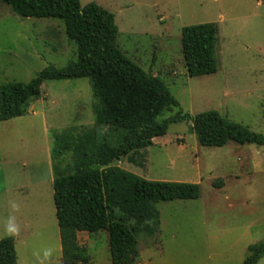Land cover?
Here are the masks:
<instances>
[{"label":"rangeland","instance_id":"374dc122","mask_svg":"<svg viewBox=\"0 0 264 264\" xmlns=\"http://www.w3.org/2000/svg\"><path fill=\"white\" fill-rule=\"evenodd\" d=\"M114 15L116 46L144 72L157 76L195 116L216 111L264 136V0H79ZM217 26L216 73L189 77L181 30ZM75 45L56 19L21 18L0 1V84L28 83L47 68L75 60ZM97 101L87 78L47 80L26 114L0 121V238L14 239L17 264H60L55 218L54 167L73 168V152L52 158L54 135L74 142L94 132L118 146L123 132L95 124ZM115 168L148 181L197 184L194 200L158 202V231L137 237L133 264H243L248 247L264 244V147L229 142L198 143L191 122L169 125L166 134ZM15 205V207H13ZM9 218L16 227L9 233ZM88 264H111L106 231L78 233ZM257 264H264V254Z\"/></svg>","mask_w":264,"mask_h":264},{"label":"trees","instance_id":"16d2710c","mask_svg":"<svg viewBox=\"0 0 264 264\" xmlns=\"http://www.w3.org/2000/svg\"><path fill=\"white\" fill-rule=\"evenodd\" d=\"M21 18L56 19L63 23L75 49V60L62 69L47 68L28 83L0 84V121L26 114L30 100L39 97L47 80L87 78L97 101L95 124L123 132L118 146L98 142L94 132L74 142L65 134L54 135L52 158L73 152L70 171L54 167L52 190L61 247L60 264H88L87 250L78 233L106 231L111 264H133L137 237L159 229L158 202L194 200L197 184L148 181L114 165L134 160L153 139L166 134L172 123L191 122L198 143L221 148L229 142L264 147V136L229 121L216 111L195 116L180 111L161 119L178 103L164 83L144 72L116 46L118 30L114 15L95 3L79 0H0ZM217 26L191 25L181 30V52L186 74L193 77L216 73ZM264 244L248 247L243 264H257ZM0 264H17L14 239H0Z\"/></svg>","mask_w":264,"mask_h":264},{"label":"clouds","instance_id":"9594fccd","mask_svg":"<svg viewBox=\"0 0 264 264\" xmlns=\"http://www.w3.org/2000/svg\"><path fill=\"white\" fill-rule=\"evenodd\" d=\"M13 207H15V205H13ZM12 218H9V225L7 227V231L9 233H15L17 231L16 227L14 226V224H12L11 222Z\"/></svg>","mask_w":264,"mask_h":264},{"label":"crops","instance_id":"0c3cea01","mask_svg":"<svg viewBox=\"0 0 264 264\" xmlns=\"http://www.w3.org/2000/svg\"><path fill=\"white\" fill-rule=\"evenodd\" d=\"M1 239V238H0Z\"/></svg>","mask_w":264,"mask_h":264}]
</instances>
